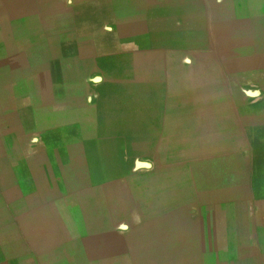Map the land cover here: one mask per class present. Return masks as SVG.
<instances>
[{
  "label": "crops",
  "instance_id": "crops-1",
  "mask_svg": "<svg viewBox=\"0 0 264 264\" xmlns=\"http://www.w3.org/2000/svg\"><path fill=\"white\" fill-rule=\"evenodd\" d=\"M252 4L0 0V264H264L251 36L186 25Z\"/></svg>",
  "mask_w": 264,
  "mask_h": 264
},
{
  "label": "rangeland",
  "instance_id": "rangeland-1",
  "mask_svg": "<svg viewBox=\"0 0 264 264\" xmlns=\"http://www.w3.org/2000/svg\"><path fill=\"white\" fill-rule=\"evenodd\" d=\"M201 21H199L198 17L196 20L190 21L188 18L186 21L188 33L190 35H196L199 37H203V40L206 41L208 37H213L212 35H216L218 40L220 39V47L224 48L225 54L231 56L232 51L235 52L236 56L240 58V66H243L242 59L244 58L246 61V57L248 56L246 53V41L244 45L242 44V35L243 33H250V53L249 56L251 58V68H250V80L244 81L249 85L245 87L244 91V106H248V110L250 112V132H251V142H250V151L245 155L247 158H253V150L261 151L264 150V14H261L259 11L258 5L252 4L251 8V20L248 23L243 21H228L226 17L221 13L217 14L210 12V7L203 6ZM225 17V18H224ZM257 22V23H256ZM259 26V27H258ZM230 36V41H234V43L229 44L226 40L227 36ZM239 37V38H238ZM260 37V38H259ZM233 39V40H231ZM208 44V42L206 41ZM204 42V45H206ZM233 45V46H232ZM230 46L231 50H226L225 47ZM235 47V48H234ZM245 65V63H244ZM246 71V67H245ZM190 82V81H189ZM188 82V89H190V84ZM240 82V81H239ZM190 85V86H189ZM221 86V82H220ZM247 88V89H246ZM237 90V87H236ZM249 91V92H248ZM248 92V93H247ZM238 92L236 91V94ZM240 93H242L240 91ZM248 95L249 104L246 100V96ZM237 102L241 103L243 101V95L239 94L236 97ZM245 107V113H246ZM221 120V119H220ZM220 126V137L223 135V131ZM261 132V133H260ZM195 135L188 134V140L193 141ZM162 152V153H161ZM165 154V155H164ZM163 156L172 160L171 163H178V159L181 157L179 154V150H165L160 151V157ZM146 165L140 166V168H146ZM177 174V170H175Z\"/></svg>",
  "mask_w": 264,
  "mask_h": 264
},
{
  "label": "bare ground",
  "instance_id": "bare-ground-1",
  "mask_svg": "<svg viewBox=\"0 0 264 264\" xmlns=\"http://www.w3.org/2000/svg\"><path fill=\"white\" fill-rule=\"evenodd\" d=\"M257 23V22H256ZM259 27V26H258ZM260 38V37H259ZM125 85V84H124ZM130 86V85H129ZM154 126V125H153ZM165 134V133H164Z\"/></svg>",
  "mask_w": 264,
  "mask_h": 264
}]
</instances>
